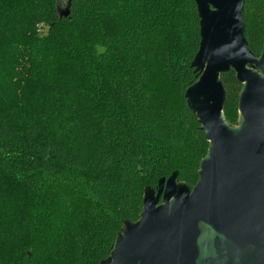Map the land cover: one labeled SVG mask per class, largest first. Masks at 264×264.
<instances>
[{"label":"trees","instance_id":"16d2710c","mask_svg":"<svg viewBox=\"0 0 264 264\" xmlns=\"http://www.w3.org/2000/svg\"><path fill=\"white\" fill-rule=\"evenodd\" d=\"M244 23L259 57L263 0ZM200 41L195 0H0V264H102L146 188L195 187ZM222 80L235 125L243 86Z\"/></svg>","mask_w":264,"mask_h":264},{"label":"water","instance_id":"95a60500","mask_svg":"<svg viewBox=\"0 0 264 264\" xmlns=\"http://www.w3.org/2000/svg\"><path fill=\"white\" fill-rule=\"evenodd\" d=\"M246 0H195L199 74L185 98L209 142L194 188L178 173L146 188L137 222H126L102 264H264V44L245 35ZM243 86L235 125L224 115L222 76Z\"/></svg>","mask_w":264,"mask_h":264},{"label":"rangeland","instance_id":"374dc122","mask_svg":"<svg viewBox=\"0 0 264 264\" xmlns=\"http://www.w3.org/2000/svg\"><path fill=\"white\" fill-rule=\"evenodd\" d=\"M61 4H65L67 0H60ZM46 33V30H44V34Z\"/></svg>","mask_w":264,"mask_h":264},{"label":"flooded vegetation","instance_id":"af4514ba","mask_svg":"<svg viewBox=\"0 0 264 264\" xmlns=\"http://www.w3.org/2000/svg\"><path fill=\"white\" fill-rule=\"evenodd\" d=\"M263 4H264V0H263Z\"/></svg>","mask_w":264,"mask_h":264}]
</instances>
